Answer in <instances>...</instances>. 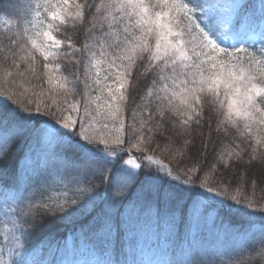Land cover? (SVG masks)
<instances>
[{"label":"snow or ice","instance_id":"6c2138e0","mask_svg":"<svg viewBox=\"0 0 264 264\" xmlns=\"http://www.w3.org/2000/svg\"><path fill=\"white\" fill-rule=\"evenodd\" d=\"M18 11L0 32V264H36L67 220L95 264H264L246 211L264 214L247 195L264 186V0ZM146 235L161 259L137 258Z\"/></svg>","mask_w":264,"mask_h":264},{"label":"trees","instance_id":"16d2710c","mask_svg":"<svg viewBox=\"0 0 264 264\" xmlns=\"http://www.w3.org/2000/svg\"><path fill=\"white\" fill-rule=\"evenodd\" d=\"M11 3L12 2L10 0H0V32H2L3 29L7 27V25L3 23V19H11L12 21L15 22L21 18V12L18 11V9L22 7L23 0L13 1V3H17L15 5H10ZM256 5L258 8L259 0H256ZM13 30L16 31L15 28ZM0 39H5V37L3 35H0ZM45 87H47V85H45ZM223 143L225 145L229 144L227 139H225ZM19 155H20V151L18 150L13 160V164L15 163V159L19 158ZM23 166L24 165L22 163L21 167ZM252 175L256 176L257 170H253ZM261 187L264 186H258L254 190L251 187L248 188L247 195L249 199H251L253 202L264 200V191H261ZM43 195L45 197L47 196L56 197L58 195H63V190L61 188L56 187L53 188L52 190L45 191ZM37 198H39V193ZM246 211L253 212L251 214L253 215V217H256L255 218L256 227L260 225L261 218L262 216H264V214L260 213L259 211H253L252 209H246ZM225 219L228 221L225 222V224H228L230 222L232 223L243 222L247 224V221L242 220V218L239 216H235V217L225 216ZM77 227L78 225L73 220L54 222L53 224L49 225L44 230V233H42V235L51 233L52 236L55 237L56 239V244L50 245L48 241L45 240V242L39 244V246L33 252L29 253L25 257V259L30 261L33 255H35L37 252H40L41 255L46 254L47 256L48 260L45 264H69L70 262H72L70 264H73L74 261H79L81 264H95V261L98 259V257L90 253L89 246L84 243L83 238H81L77 243H74V229H76ZM64 236H67V247L64 246L65 243ZM141 240L142 241L139 244L141 245V247L147 249L146 251L149 253L146 254L147 255L146 261L155 260L156 259L155 255H158L159 259L162 258L157 251L155 236L146 235L144 239ZM69 249H72V251H68ZM141 259L145 260L146 257L142 256ZM223 259L225 261H228L229 257L226 256ZM34 261L36 263L39 262V257H37Z\"/></svg>","mask_w":264,"mask_h":264},{"label":"rangeland","instance_id":"374dc122","mask_svg":"<svg viewBox=\"0 0 264 264\" xmlns=\"http://www.w3.org/2000/svg\"><path fill=\"white\" fill-rule=\"evenodd\" d=\"M10 1L12 2L10 5L17 4V3H13V1H16V0H10ZM29 18H31V17H29ZM229 43H230V41H229ZM255 218L256 217H253V216L251 217V219L254 220V221L256 220ZM225 222H228V221L225 219ZM259 228H260V225H258L257 227H255V230L258 231ZM144 237L142 239H144ZM141 241L142 240H140L139 243ZM140 249H143V251H146L147 250V249L141 247V245L139 244V247H138V249L136 251L137 258L138 259H141L142 256H145L146 257L145 261H146L147 260V255L146 254H149V253L147 251L146 252H141ZM68 251H72V249H69ZM37 257H39V262H37L36 264H45L47 262V260H48L46 254L41 255L40 252H37L35 255H33V257L31 258L30 261H34ZM5 258H7L6 253H5ZM155 258H156L155 260H158L159 259V256L158 255H155ZM70 263H72V262H70ZM73 264H81V263L79 261H74Z\"/></svg>","mask_w":264,"mask_h":264}]
</instances>
